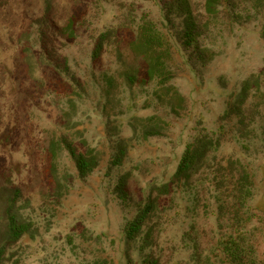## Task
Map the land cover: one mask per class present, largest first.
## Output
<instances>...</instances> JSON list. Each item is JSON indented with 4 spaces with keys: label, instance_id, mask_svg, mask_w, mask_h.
Here are the masks:
<instances>
[{
    "label": "rangeland",
    "instance_id": "374dc122",
    "mask_svg": "<svg viewBox=\"0 0 264 264\" xmlns=\"http://www.w3.org/2000/svg\"><path fill=\"white\" fill-rule=\"evenodd\" d=\"M189 1L201 15L204 0ZM231 1L242 18L233 24L234 12L224 6L217 26L223 39H217V54L208 65H196L194 71V61L188 62L190 53L175 49L172 84L186 98V108L175 114L157 103L153 86L127 90L123 72L134 71L140 62L126 45L111 41L105 44L98 64L91 61L99 34L121 20L147 16L162 22L161 0H0V249L6 245L4 211L16 191L15 209L39 227L35 239L27 237L6 246L3 264H97L100 260L141 264L136 248L125 239L124 226L134 218V205L149 195L150 186L172 179L187 144L202 130L221 134L220 156L242 160L254 176L248 210L252 218L242 229L251 248L245 260L264 264V143L252 133V126L240 127L253 140L251 150L244 151L237 139V119L226 115L243 81L264 72V8L252 0ZM76 10H81L83 19L77 39L69 43L64 27ZM65 60L67 77H75L83 90L75 123L71 122L72 130L66 134L77 140L83 136L96 149L99 166L80 180L74 163L63 154L59 166L73 176L72 188L61 207L53 212L50 207L42 214L45 149L50 138L61 135V110L73 92L60 72ZM105 75L115 80L110 95H106ZM257 102L249 101L247 120H252ZM152 116L162 120L161 133L142 139L143 120ZM132 125L137 129L134 133ZM118 137L130 139L129 151L123 166L114 168L110 158ZM126 173L131 174V200L122 203L115 188ZM201 196L195 213L178 199H165L161 219L155 224L158 247L154 253L161 264H195L182 239L189 232L205 258L210 257L213 264H231L218 253V222L208 211L204 191ZM79 228L100 239L82 238ZM69 234L75 237L74 246L67 243Z\"/></svg>",
    "mask_w": 264,
    "mask_h": 264
},
{
    "label": "trees",
    "instance_id": "16d2710c",
    "mask_svg": "<svg viewBox=\"0 0 264 264\" xmlns=\"http://www.w3.org/2000/svg\"><path fill=\"white\" fill-rule=\"evenodd\" d=\"M252 1L253 5L262 3L261 8H264V0ZM161 3L164 17L160 23H155L147 16H142L138 21L135 19L128 22L121 20L115 27L101 32L96 40L91 61L96 66L105 44H111V41L114 44L119 41L120 44L126 45L140 62V67L134 71L123 72L127 90L131 91L136 86L139 88L153 86L152 95L157 103L166 106L172 113L179 114L186 108V98L172 84L175 49L177 52L180 50L189 52L188 62L194 61L193 69L197 71L196 65L201 67L208 65L217 54L214 50L217 39H223L217 26L224 6L228 12H234L231 14L233 24L238 23L242 18V13L235 11L231 0H204L203 12H199L202 13L201 15L196 14L189 0H161ZM82 19L81 10H76L67 21L64 32L69 43H74L77 39V30ZM216 30L218 32L215 34ZM262 31L264 33V25ZM68 69V61L65 60L60 72L67 78V84H70L73 92L66 99L65 107L61 110L59 123L61 122L62 125H59L62 129V136L55 134L50 138L45 149L47 157L42 178L44 184L43 203L40 207L42 214H47V209L50 207H52L51 212L53 208L56 210L61 207L72 188L73 176L68 171L61 170L59 166L63 154H67L74 163L80 180H86L99 166V155L96 149L89 145L83 136L78 137L77 140L76 136L68 137L66 134L72 130L71 122L75 123V114L78 115L83 92L80 90L81 83L75 77H67ZM104 77L109 85L106 95H110L115 80L106 75ZM263 77L264 72H261L244 80L239 93L233 96V102L228 105L226 113L228 116L236 117L237 139L243 143L242 149L246 152L251 150L253 140L250 139V133H248L250 140L246 138L241 130L239 131L240 127L252 126V133L264 143ZM253 99L259 102L255 104L256 109L252 120H247V105ZM247 121H249L248 124ZM161 125L162 120L158 117L152 116L144 119L140 127L142 139L146 140L150 136L159 135ZM130 128L133 133L137 130L134 125ZM219 132L222 130L220 129ZM129 141L130 139L118 137L114 143L113 154L110 158L112 167L123 166L129 151ZM221 148V134H209L206 130L198 132L193 141L187 144L172 179L160 186H150L149 195L142 196L140 201L134 205V218L126 222L123 234L127 243L136 248L141 264H161L154 253L155 247H158L156 246L155 224L161 219L165 199L168 197L178 199L195 213L200 207L201 191H204L206 195V205L208 211H211L209 213L214 214L218 222L220 231L218 253H221L231 264H247L245 259L246 255L249 257L251 248L246 246V238L242 229L244 224L252 218L248 216V210L254 197V176L242 160L220 156ZM130 177L131 174L126 173L118 178L115 193L122 203H129L131 200L128 193ZM18 198L19 192L16 191L15 196L7 201L4 211L3 241L6 245L5 248L0 249V264H3L6 246H12L27 237L35 239L39 233L36 223L29 218H24L19 210L15 209ZM46 231L47 234L50 227ZM79 233L87 240L100 239L92 235L88 236L87 230L82 232L80 229ZM182 239L186 248L191 249L195 264H213L210 257L203 256L201 245L192 233L184 234ZM66 240L69 245L74 246V235L69 234ZM97 264H106V262L100 260Z\"/></svg>",
    "mask_w": 264,
    "mask_h": 264
}]
</instances>
